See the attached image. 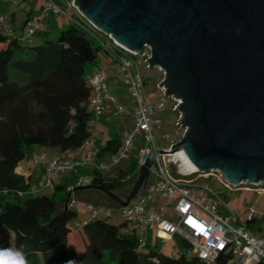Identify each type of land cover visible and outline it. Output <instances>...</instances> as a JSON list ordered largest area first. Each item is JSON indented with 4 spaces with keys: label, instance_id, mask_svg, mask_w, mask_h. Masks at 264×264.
<instances>
[{
    "label": "trees",
    "instance_id": "obj_1",
    "mask_svg": "<svg viewBox=\"0 0 264 264\" xmlns=\"http://www.w3.org/2000/svg\"><path fill=\"white\" fill-rule=\"evenodd\" d=\"M31 20L33 17H28L25 24ZM81 24L69 21L55 40L43 38L35 45L31 44L36 34L46 36L50 31L40 29L32 41L26 39L28 43L23 44L16 33L0 29V264H8L11 255L13 264L20 258L24 264H230L232 255L226 253L213 263L189 256L191 245L183 239L179 255L154 250L147 240L141 245L135 233L123 230L126 221L112 223L108 220L112 215L105 213L89 216L74 230L78 211L69 202V185L81 174H92L93 184L125 199L133 188L122 181L128 174L122 167L116 169L115 176L84 167L61 175L65 177L63 182L55 184L54 179L52 195L46 190L19 195L34 184L40 187L32 175L25 177L17 172L28 157L27 149L40 146L66 153L95 137L91 123L94 92L86 75L89 65L96 66L101 48L112 52L106 44L96 42L93 34L99 30ZM122 143L110 138L99 150L98 160L117 154ZM136 169L137 161L130 171ZM61 191L65 194L58 201L56 196ZM87 191L101 201L88 203L114 207L105 204L110 202L120 208L105 191ZM4 227L14 233L13 253L1 242Z\"/></svg>",
    "mask_w": 264,
    "mask_h": 264
},
{
    "label": "water",
    "instance_id": "obj_2",
    "mask_svg": "<svg viewBox=\"0 0 264 264\" xmlns=\"http://www.w3.org/2000/svg\"><path fill=\"white\" fill-rule=\"evenodd\" d=\"M101 32L164 71L166 95L179 100L183 150L198 171L232 185H264V0H75ZM180 123V122H179ZM181 126V127H182ZM120 198L128 206L150 176L157 153ZM72 193H69V199Z\"/></svg>",
    "mask_w": 264,
    "mask_h": 264
},
{
    "label": "built area",
    "instance_id": "obj_3",
    "mask_svg": "<svg viewBox=\"0 0 264 264\" xmlns=\"http://www.w3.org/2000/svg\"><path fill=\"white\" fill-rule=\"evenodd\" d=\"M45 10L57 16L63 15L70 22L78 25L84 23L81 20L83 19L92 28L97 29L82 14L75 0H46ZM0 29L13 33L12 29L6 27L5 18L1 14ZM40 29V22L31 21L28 24L27 36L23 38L32 41L33 36ZM93 35L102 42L98 34L94 33ZM111 39L113 40V46L108 47V49L112 52V56L121 64L125 72L127 89L137 105V109L133 114L134 129L130 132H125L121 149L117 154L110 155L108 161H105V159L98 160L95 153L97 145L94 136L87 139L84 143L83 147L86 149L84 158L77 156L67 157L61 152L35 154L33 162L35 165L45 169L46 182L42 187L34 184L28 191L20 192L19 195L23 196L28 192L37 193L39 191L52 190L56 177L70 172H77L87 166H91L103 175L110 174L115 176L116 169L121 161L127 158V153L133 147L135 138L139 133H143L147 146L141 151V156L137 160L136 170L140 171L141 167L145 165L150 152L159 150L154 131L160 126L161 121L155 117V109L147 101L144 93V80L138 70L135 69V62L132 58L136 57L137 62L146 61L148 64L147 61L151 56L150 49L146 47L142 53L137 54L113 38ZM86 82L94 92L92 99V124L102 118L108 108V101L115 105V115L126 112V107L119 102L118 97L109 92L108 75L105 72L102 70L89 72L86 75ZM160 83H157L161 92L162 102L160 107L165 108L164 98L168 96L165 88L160 86ZM178 105L179 100H176V107ZM180 118L181 113L176 121V125L179 127L183 125ZM182 128L184 127L182 126ZM176 143L173 142L170 149L164 150L166 151L165 153H157L155 155L153 164L156 167L155 172L152 174L150 171V176L145 185L128 206H120V216L132 226V232L138 237L139 243L144 245L147 235L156 231L158 238L179 237L187 241L191 245V249L187 251V254L189 256L196 255L208 263H213L221 253H226L227 255H232L230 264H264V242L258 240L245 225L234 224L233 221L235 219L232 216L220 211L223 200L220 195L210 189L209 184L179 183L172 178L170 171H173V164L179 168L177 173L184 176L193 175L198 171L187 170L183 167L181 157L176 152H172ZM132 178L133 176L128 173L122 179L124 183L129 184L131 189L134 186V183H131ZM156 178L158 179L157 185L153 181ZM93 181L94 176L92 174H81L73 184L69 185L68 190L72 193L69 199L71 205L78 204V201L74 198L76 188L89 186L93 184ZM261 186L264 185L261 184ZM157 191L165 198L166 202L159 206L160 212H152L148 207H150V201ZM88 206L90 217L92 218L97 216L98 213L112 215L109 207H98L92 203H88ZM167 207H174L175 214L173 216H166ZM258 216L259 213L254 207L250 206L247 210L248 221L251 222Z\"/></svg>",
    "mask_w": 264,
    "mask_h": 264
},
{
    "label": "rangeland",
    "instance_id": "obj_4",
    "mask_svg": "<svg viewBox=\"0 0 264 264\" xmlns=\"http://www.w3.org/2000/svg\"><path fill=\"white\" fill-rule=\"evenodd\" d=\"M46 0H0V13L4 14L8 19L11 13L16 14V26L20 27L27 14L33 9V19L42 24V31L49 30L50 32L46 36L35 35V42L31 45L39 44L43 42V38L55 40L59 34L61 28L69 24L68 19L63 15H54L51 12L45 10ZM81 19V18H79ZM87 26L92 28L85 20L81 19ZM16 30V35L20 37L23 44H27L26 39L23 38ZM102 39V42L107 47L113 46V43L109 40L110 36L103 32L96 31ZM96 42L103 45L102 42L95 38ZM115 49V48H114ZM135 62V69L141 74L144 80V93L148 103L155 109V117L161 121L160 126L154 131V137L159 150L170 149L173 142L180 141L185 128L176 125V121L180 115L179 111L176 110V100L170 97L164 98L165 108H161V92L157 86V82H161L164 78V71L158 67L150 68L146 61L137 62L136 57H132ZM95 70H102L108 75L109 92H114L117 97L121 98L122 104L126 107V112L113 115L109 111L105 110L102 118L92 124L98 146H104L108 139L116 137L123 141L124 134L126 131H132L134 129L133 114L137 109V105L133 101L130 92L127 89L125 83V72L122 69L121 64L110 54L104 47L100 49L98 54V61L96 66L89 65L88 71L92 72ZM110 76V78H109ZM113 76L117 77L115 82ZM119 88V91H118ZM147 141H145L143 133L137 134L135 142L131 150L127 153V158H124L118 167L124 168L134 178L131 182L134 183L139 177V170L130 171L132 164L139 159L141 151L146 148ZM151 146V145H150ZM41 148L40 146H37ZM36 147V149H37ZM35 146L27 149L28 157L22 161L33 166V150ZM97 150V148H95ZM39 152V151H36ZM77 153H83V149H78ZM77 155L73 156L76 157ZM109 157H105V161L109 160ZM35 166V165H34ZM37 166V165H36ZM173 171H170L172 178L179 183H207L210 189L216 194L220 195L223 204L220 207V211L224 214L232 216L235 221L234 224L245 225L250 231L258 238V240L264 242V186L245 184L232 185L227 182L217 171L201 172L196 171L193 175L184 176L178 174V167L173 164ZM156 167L153 166L151 169L152 174L155 172ZM70 175V173H69ZM110 175V174H109ZM46 176V175H45ZM46 179V177H45ZM56 180V179H55ZM154 184L157 185L158 179L156 178ZM49 195L53 194V191L47 192ZM64 192H58L56 199L59 201L64 196ZM75 200L78 204L74 205V208L78 211L73 228L77 229L79 224H83L89 216V206L87 200H90L96 204H100L101 201L97 197H91L90 195H84L83 193L74 194ZM25 197L21 198L23 201ZM166 202L165 198L157 191L150 201L149 210L152 212H160L159 206ZM105 204L110 207L112 216L108 220L115 224H121L125 220L120 216L121 209L115 207L110 202ZM252 206L259 213V216L253 221L249 222L247 219V210ZM175 214L174 207L166 208V216H173ZM125 232H132L133 228L130 224L123 228ZM76 233V231H74ZM156 231L151 232L147 235L148 243H151V247L154 250L160 251L167 255H174L181 252L184 248L181 238H158ZM1 242L4 244L12 253L15 248V236L14 233L7 227L3 228L1 235ZM182 247V248H181ZM13 255L10 256L8 264H13Z\"/></svg>",
    "mask_w": 264,
    "mask_h": 264
},
{
    "label": "crops",
    "instance_id": "obj_5",
    "mask_svg": "<svg viewBox=\"0 0 264 264\" xmlns=\"http://www.w3.org/2000/svg\"><path fill=\"white\" fill-rule=\"evenodd\" d=\"M2 16H4V18H5V21H6V27H8V28H10V29H12L13 30V32L14 33H16V30H20V32H18L21 36H23V37H26L27 36V33H28V24H25V21H26V19L28 18V17H33V9L27 14V16H26V18H25V20L23 21V22H21V24H20V27H18L17 28V26H16V20H17V18H16V14H15V12H13V13H11V15H10V18L8 19L4 14H2V13H0ZM31 21H35V20H31ZM30 21V22H31ZM69 21V20H68ZM41 24V23H40ZM41 28H42V24H41ZM109 78H110V76H109ZM113 78V81L115 82V80H116V78L117 77H115V76H113L112 77ZM118 91H119V88H118ZM111 94H113V95H116V93H114V92H111ZM116 96H118V95H116ZM118 99H119V102L120 103H122V100H121V98H119L118 97ZM107 105H108V108L106 109L107 111H109L111 114H113V115H115L114 113H115V105L114 104H112L111 102H107ZM95 140H96V137H95ZM109 140V139H108ZM107 140V141H108ZM107 143V142H106ZM96 145H97V150H95V153H96V156L98 155V152H99V150L103 147V146H98V144H97V140H96ZM106 145V144H105ZM104 145V146H105ZM36 147L37 146H35V148L34 149H36ZM82 149H83V153H77V151H78V149L77 150H70V151H68V152H66V153H63L65 156H67V157H73V156H75V155H77V157H79V158H84V156H85V152H86V149L84 148V147H81ZM80 149V148H79ZM36 151H39V152H36ZM44 152H52V153H54V152H58V150H56V149H51V148H45V147H41V148H38L37 147V149L36 150H33V155L34 154H38V153H44ZM107 157V156H106ZM109 157V156H108ZM105 158V157H104ZM33 163V166L32 165H29L28 163H24V162H21L20 163V165L17 167V172L18 173H20V174H22V175H24L25 177H29V176H33V179H34V181H36V183L40 186V187H42L44 184H45V182H46V179H45V174H44V169H43V167H39V166H36L35 164H34V162H32ZM35 165V166H34ZM88 168H91V166H87L86 167V169H88ZM56 180H55V184H58V183H60V182H63L64 181V179H65V177L64 176H59V177H57V178H55ZM50 191V190H49ZM53 191V190H52ZM46 192H48V190H46ZM77 192H79V193H83L84 195H88L89 194V191H87V189H84V190H78ZM79 193H77L78 195H79Z\"/></svg>",
    "mask_w": 264,
    "mask_h": 264
},
{
    "label": "bare ground",
    "instance_id": "obj_6",
    "mask_svg": "<svg viewBox=\"0 0 264 264\" xmlns=\"http://www.w3.org/2000/svg\"><path fill=\"white\" fill-rule=\"evenodd\" d=\"M119 43V42H118ZM177 155L181 157L182 159V165L185 169L187 170H193L196 171L198 168L196 167L195 164L190 161V159L186 156L185 152L181 149L176 151Z\"/></svg>",
    "mask_w": 264,
    "mask_h": 264
},
{
    "label": "clouds",
    "instance_id": "obj_7",
    "mask_svg": "<svg viewBox=\"0 0 264 264\" xmlns=\"http://www.w3.org/2000/svg\"><path fill=\"white\" fill-rule=\"evenodd\" d=\"M19 256V254H17ZM16 264H24V261L22 258L18 259ZM66 264H75L74 261H67Z\"/></svg>",
    "mask_w": 264,
    "mask_h": 264
}]
</instances>
